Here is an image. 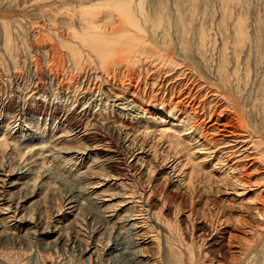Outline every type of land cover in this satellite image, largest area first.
I'll use <instances>...</instances> for the list:
<instances>
[{"label": "rangeland", "instance_id": "1", "mask_svg": "<svg viewBox=\"0 0 264 264\" xmlns=\"http://www.w3.org/2000/svg\"><path fill=\"white\" fill-rule=\"evenodd\" d=\"M82 1L100 0H0V138L7 139L0 150V196L8 192L4 171L37 152L27 156L25 150L51 146L27 164L31 173L24 181L36 191L24 215L48 227L61 219L55 234L38 235L34 228V233L24 232L28 224L15 229V222L0 214V264H111L134 237L143 242L146 257L160 259L167 248L158 250V242L151 241L155 235L163 242L171 238L175 247L185 242L195 255L206 253L202 260L207 264L225 263L230 258L226 252L235 251L232 244L264 231L259 216L264 206V0H238V8H225L224 0L180 5L147 0L150 6H163L173 45H165L164 52L176 65L167 68L148 60L128 65L127 71L117 69L115 57L102 65L72 37L68 27L78 30L79 23L66 12ZM178 17L187 27V51L174 45ZM241 17L247 49L232 57L231 23ZM199 31L212 45L202 54L193 44ZM66 43L78 46L79 63L71 60ZM223 46L229 84L214 70ZM192 125L199 127L189 129ZM166 135L178 136L185 145L169 147ZM93 146L99 148L96 153L87 150ZM134 156L144 160L133 164ZM45 172L51 179L41 178ZM111 175L136 201L137 236L122 228L128 206L121 204L116 183L105 180ZM71 193L83 196L76 210L66 205ZM245 225L253 232L245 231ZM106 243L112 248L103 254ZM90 246L92 256L85 252Z\"/></svg>", "mask_w": 264, "mask_h": 264}, {"label": "bare ground", "instance_id": "2", "mask_svg": "<svg viewBox=\"0 0 264 264\" xmlns=\"http://www.w3.org/2000/svg\"><path fill=\"white\" fill-rule=\"evenodd\" d=\"M153 1H155V0H153ZM156 1H158V0H156ZM193 1L195 2V0H177V2H178L177 4L180 5V4H183L184 2L194 3ZM159 2L160 1H158V3ZM239 2L241 3V0ZM223 3H225L224 4L225 8H227L228 6H231V5H235L236 7L238 6L237 5L238 0H224ZM243 3L244 2H242V4ZM3 4H4V2H3ZM154 4H156V5L150 6L149 1H147V0H146V2L138 4V5L135 3L134 0H100V1L94 2V3H92V2L91 3L90 2L85 3L82 1L79 3L78 7L73 10V12H72L73 14L68 13L69 12L68 10L66 12L68 17L70 16V18H71V16H72L73 18L74 17L77 18V21L79 23L78 30L74 29L73 25H70L68 28L71 31L72 37L77 39L78 41H80V44L82 46L83 45H84V47L86 46L87 49L100 60V63L102 65H105L110 58L115 57V58H119L118 63H117L119 68H117V69L121 70L122 68H126L124 71H127L128 65L129 66L133 65V67H134V66H136V65H134V63L138 64V63H140V61H145V63H146L148 60L152 61V62L154 61L158 64H162V66H166L167 68L168 67L169 68L174 67L176 65V62L173 61V58L170 54L164 52V48L166 47L165 45H169V48L171 46L173 47V45H172V40L168 36L169 34L167 32L166 25H165V22L163 19V12H164L163 6H162V4H157V3H154ZM191 5H193V4H191ZM243 6H244V4H243ZM150 7H151V9H150ZM223 12H224V10H223ZM99 16H101L103 18H101ZM225 17H226V14H225ZM100 18H101V21H100ZM178 19L179 20L177 21V29H176L177 41L175 42V44L174 43L173 44L177 46V49L181 48L183 51H187L188 48L190 49V47L188 46L189 42L187 43V41H186V33H187L186 28L187 27H185L186 25L184 24V20L182 21L180 19V17H178ZM229 20L230 19H228V21ZM66 23H68V22H66ZM231 24H233L232 25L233 26L232 27L233 28V36H232L233 37V39H232L233 45L231 46V50H232L231 56H232L233 52H234L233 55H235L236 52L239 53L241 51H244V49H245L244 46L245 47L247 46L246 44L248 43V38L246 36L247 35L246 32L244 31V29H245L244 25L245 24H244L242 17L236 18L233 21V23H231ZM108 25H109V27H108ZM3 31H4V36H5V44L4 45L6 46V48H8L10 37H8L9 35H8L6 27L3 29ZM158 40H160V41H158ZM210 43L211 42L208 39V37L205 35V33L203 31H199L196 34V42L193 44L195 45V49H196L197 53L202 54V53H204L206 46H208L207 48H209V45L212 46ZM151 46H153V47H151ZM176 46H174V47L176 48ZM64 47H66L67 50L69 51V55L71 57V60L72 59L76 60V62L79 63L81 56H80V53L78 51V46L74 45L73 43H66V44H64ZM227 47L230 48V46H227ZM246 49H245V51H246ZM227 50L228 49L224 46L221 48V51H219L220 55H221L219 57L220 60L218 61L219 64L217 63L218 65H217L216 69H214L216 75L218 76V79L222 83H225V84H229L228 83L229 79H227V77H229V75H230V74H228V76H227V73H226L228 71V70H226V66H228V65H226V62H228L227 61ZM241 53L243 55V52H241ZM241 53H239V55H241ZM70 57L68 59H70ZM237 57H238V54H237ZM115 58H114V60H115ZM74 62L75 61H73V63ZM133 71H135V70H133ZM229 72H230V70H229ZM113 73H115V72H113ZM215 73L213 72V74H215ZM154 76H156V72L153 74V77ZM157 76H158V74H157ZM157 76H156V78H157ZM125 77H127V76H125ZM236 80H238V79H236ZM119 90L120 91H130L129 88H127V87H120ZM133 92L134 91H132V93ZM227 100L229 101V98ZM175 107H177V105ZM182 112H186V111H182ZM194 118H196V117H194ZM198 127L199 126L192 125V126H190L189 129L195 130V129H198ZM112 128H115V126L112 125ZM232 128L234 129L237 127L235 125H233ZM162 134L164 136L163 132H162ZM162 134H161V136H162ZM166 136H165V138L167 140L169 147H173V148L177 149V148H179V146L181 144H184V141H182L176 135H173V139H171L172 138L171 135H168L167 137ZM6 140L7 139H5V135H1L0 150H3V148L6 147V145H7ZM49 145H50V143H49ZM52 149H54V148L51 146H48V145H42L40 147H34L33 149H27L23 152L27 156L31 155V153L33 151H37V152H34V154L30 158H27L24 161H21V162L15 164L14 167L8 169L7 171H4L6 173V175H4V173L2 172L3 173L2 175L7 176L6 180H4L5 178H1L4 181V183L3 182L2 183L4 184L5 189L6 188L8 189V192H6V194L4 193V190L1 191L2 193L0 196V211H1L0 214L6 215L5 217H3L2 220H4V219L7 220L8 218H11V221L15 222V225H14L15 229L16 228L20 229L21 226L25 225V224H26V226H27V224L31 225L29 228L24 230V232L26 234H29L30 232L34 233V231L32 232L33 228L37 229L36 232L38 233V235L55 234L56 230H57L56 224L61 222V219L58 218L55 221L54 225H52L51 227H48L46 225L41 224L42 222H40L39 219L32 220V218L30 216L24 215L26 205L35 196V191H36L35 187L32 186V183H29V181H26V180L24 181V179H26L31 173L30 166L29 165L27 166V164L34 163L45 152H50ZM87 150L89 152H90V150L93 152H95V151L97 152L99 150V148H97L96 146H93ZM188 150H190V149H188ZM67 151L68 150H66V152ZM187 153H188V156H187L188 159H192L191 154L189 152H187ZM134 157H136V156H134ZM130 158H131V161L133 162V164H134V161L138 162L139 160H142V161L144 160V159H141L139 156L136 158H133V157H130ZM107 163L109 165L110 161L108 162V159H105V163H103V164L106 165ZM163 168L167 169L166 166H164ZM168 168H171V166ZM41 178L42 179H44V178L51 179V177L48 175V172H45L44 174H42ZM118 179L119 178H117L114 175L105 177V180H108V181L113 180V183H116V185L119 187L118 189H120L119 190L120 193H118V196L120 198L121 204L124 206H128L126 208V213L128 212V216L124 220V221H126V224H124V226L122 228H124V230L129 232L130 235L137 236L135 230L138 228V225L140 222H137V219H138L137 215H136L137 211H134L136 201H134L133 197L129 193L124 191V190H126V189H124V186H125L124 183H122V182L117 183L119 181ZM0 181H2V180H0ZM96 184H101V183L99 182ZM29 187H31V188H29ZM27 189H29V190H27ZM16 190L17 191L19 190V192H20V190H22V192L23 191L24 192L23 193L21 192L22 193L21 195L17 194L15 196V193L17 192ZM72 191H74V190H72ZM76 192L77 191H75V193ZM72 193H74V192H72ZM72 193H71V195H72ZM69 194H70V192H69ZM79 194H77V195L73 194L72 196L70 195L71 197L67 196L65 198V201L67 203L66 205L69 206L68 209L76 210L75 208H77L78 203H80V199L83 198V196H81ZM10 197L16 198L15 202H14V200L12 201V199H10ZM100 201L102 202L104 200L101 199ZM12 204L14 205L13 208H12ZM262 211H263V213H261V212L260 213L258 212V213H259V216L261 217V221L264 223V206L262 207ZM57 216H59V214ZM243 223L245 224L246 222H242V224ZM156 224H157V222H156ZM1 225H2V223H1ZM239 228H240V226L238 227V229ZM246 228H249V229L245 230L248 233H250L251 231L253 232V228L251 226L247 225ZM263 228H264V226L261 227V230H263ZM240 232H242V231H240ZM244 234H245V232H244ZM134 238L132 239L131 246L130 247L128 246L127 248L124 247L123 249H121V252H119L118 255H115L114 261H112V262L110 261L111 264H118L119 263L118 261L120 260V262H121V259L127 261L130 264H207L202 260L203 258L206 257V253H204V252L201 253V251L199 250L200 251L199 254L195 255V253H194L195 251H193V249H195V248H190V245H188L187 243L185 244V242H184L183 245H178V242H181L179 240L180 238L178 239L179 241L176 242L178 246L175 247V245L173 246L172 244H170L168 242V240L169 241L171 240V238L169 239V237L165 238V241H164L165 243L163 241H159V238L157 237V235L151 237V241H153V243H155V241L158 242L157 247H158L159 251L165 247L167 248V255H161L160 254V259H158L159 257L158 258L157 257H154V258L146 257L142 251V245L141 244H143V242L139 243L138 241H136L137 239L136 238L134 239ZM173 239L175 240V238H172V241H173ZM230 239H231V237H230ZM239 240H240V238H239ZM227 246H228V244H227ZM230 246L231 245L229 243V247ZM231 247L235 248V251L234 250L233 251L228 250L229 252L228 251L226 252L227 254L228 253L230 254L229 255L230 258H228L229 260L227 259L228 260L227 261L226 259H223V260H226L225 263H219V264H264V231H262V233H258L256 235H251L250 239H248L247 241H244V242L242 241L241 244H237L236 246H233V244H232ZM111 248H112L111 244L106 243L105 249L103 250L104 251L103 254H105V252L110 250ZM222 250H223V248H222ZM159 251H158V253H159ZM85 252L86 253L90 252L89 253L90 256L95 254V250L93 249V246L86 247ZM110 254L112 255L113 253L110 252ZM202 254H203V256H202ZM122 262H121V264H124V262L123 263Z\"/></svg>", "mask_w": 264, "mask_h": 264}]
</instances>
